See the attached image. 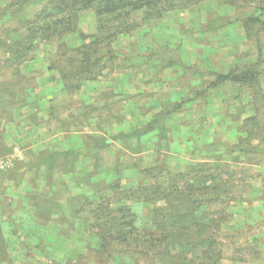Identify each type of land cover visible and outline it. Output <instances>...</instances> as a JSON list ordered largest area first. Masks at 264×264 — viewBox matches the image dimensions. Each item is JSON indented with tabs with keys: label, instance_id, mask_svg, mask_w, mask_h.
Instances as JSON below:
<instances>
[{
	"label": "rangeland",
	"instance_id": "obj_1",
	"mask_svg": "<svg viewBox=\"0 0 264 264\" xmlns=\"http://www.w3.org/2000/svg\"><path fill=\"white\" fill-rule=\"evenodd\" d=\"M54 1L0 0V264H162L120 247L98 252L87 211L105 197L151 229L165 201L130 189L188 170L214 173L219 186L205 210L219 217L216 264H264V0H205L143 23L100 53L102 75L78 89L54 67L60 43L78 47L81 33H95L92 10L60 34L39 32L46 39L25 56L16 45L28 19L40 13L42 25L61 9Z\"/></svg>",
	"mask_w": 264,
	"mask_h": 264
},
{
	"label": "trees",
	"instance_id": "obj_2",
	"mask_svg": "<svg viewBox=\"0 0 264 264\" xmlns=\"http://www.w3.org/2000/svg\"><path fill=\"white\" fill-rule=\"evenodd\" d=\"M55 2L54 0H50ZM63 2L61 9L49 11L51 19L39 25L40 13L28 19L25 31L27 33L23 40L16 45L25 44V54L33 47V41L46 39L39 36V32H52L50 34H60L63 24L65 30L71 27L70 21L78 17V13L84 10H92L97 17L96 31L93 34L81 33L83 43L78 47H68L64 43L59 44V49L63 50L61 55V65L58 68L60 79L65 85L77 84L87 80H95L102 75L105 64L100 53H109L110 46L120 35L128 34L141 26L148 24L173 10H183L197 5L205 0H60ZM70 6V17L66 19L64 13L66 7ZM264 15V9L262 13ZM63 15V17H60ZM59 30V31H58ZM59 32V33H58ZM49 36V35H47ZM91 40L87 41V39ZM105 49V51H104ZM10 54L14 53L11 46L7 48ZM12 52V53H11ZM99 56L98 58H95ZM105 58V57H104ZM49 68H53L52 65ZM240 80H247L248 76L237 77ZM107 143V139L103 140ZM97 148L86 149L92 153ZM63 155V151L52 153L54 158ZM61 160V158H60ZM56 160L49 163V168L56 164ZM191 170L174 174L175 180L162 182H149L142 184L135 189H130L131 198H139L142 201H165L164 206L156 207L152 217V228L143 229L137 226L136 214L129 206H111L110 200L106 202L105 197L98 202L92 201L90 209L87 211L93 222L91 228L100 242L97 251L111 254L120 247V253L130 252L135 256L157 257L162 264H174L178 259L182 264H216L221 260V252L215 247L219 234L217 228L219 217L209 218L205 212L212 202L219 200L220 196L210 197V193L218 190L219 186L213 185L214 173L201 175L199 171L191 175ZM97 173L103 177L104 169L98 168ZM168 175V172H166ZM201 174V173H200ZM211 180V184L199 185L200 180L206 182ZM191 179L193 184H186V180ZM158 185V188L154 187ZM106 187L105 185L103 188ZM224 192L227 191V188ZM141 190V191H140ZM128 195L127 192H125ZM105 196V195H103ZM128 197V196H126ZM129 199V198H128ZM104 200V201H103ZM95 202V203H94ZM95 205V206H94ZM213 225L216 229H213ZM218 226V227H217ZM1 227V226H0ZM0 228V258L5 256L6 245ZM138 262L137 261H134ZM128 264H130L128 262ZM135 264V263H134ZM153 264V263H150Z\"/></svg>",
	"mask_w": 264,
	"mask_h": 264
},
{
	"label": "crops",
	"instance_id": "obj_3",
	"mask_svg": "<svg viewBox=\"0 0 264 264\" xmlns=\"http://www.w3.org/2000/svg\"><path fill=\"white\" fill-rule=\"evenodd\" d=\"M5 55H4V57H2V58H6L5 60H7L8 59V57L9 58H11V54L7 51V53L5 52L4 53ZM8 168V167H7Z\"/></svg>",
	"mask_w": 264,
	"mask_h": 264
}]
</instances>
